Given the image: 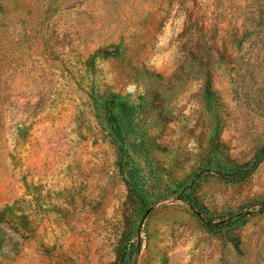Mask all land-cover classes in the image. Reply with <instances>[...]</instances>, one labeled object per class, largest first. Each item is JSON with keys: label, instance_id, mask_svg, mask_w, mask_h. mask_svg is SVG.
<instances>
[{"label": "rangeland", "instance_id": "rangeland-1", "mask_svg": "<svg viewBox=\"0 0 264 264\" xmlns=\"http://www.w3.org/2000/svg\"><path fill=\"white\" fill-rule=\"evenodd\" d=\"M263 145L264 0H0V264H264Z\"/></svg>", "mask_w": 264, "mask_h": 264}, {"label": "trees", "instance_id": "trees-1", "mask_svg": "<svg viewBox=\"0 0 264 264\" xmlns=\"http://www.w3.org/2000/svg\"><path fill=\"white\" fill-rule=\"evenodd\" d=\"M118 104L121 107L126 106V104L124 102H118ZM113 105H114V98H111L110 102L108 103V107H107L108 117H109L110 121L112 122V130H113V134L115 135V139L122 141L120 127L117 124L116 119L114 118V116L112 114V106ZM118 147H119V150L121 151V154H122V152H123L122 144L120 143L118 145ZM263 154H264V145H263V149L260 152L255 154L253 161H251L248 164L241 165L239 167L229 169V170L215 169V170H210V171H203V172L201 171L196 176H197V178H200V177L204 176L205 174L212 172L217 178L224 180L226 182H238V181L244 179L245 177H247L255 169L257 164L260 162ZM193 183L190 182V184L187 185V188H190L193 185ZM131 190L134 191L133 188ZM187 205L191 208L192 211L195 212V214L201 219V221L203 223H205L208 227H211V228H217L218 227L217 223L212 222V220L210 218L206 217L202 213V211L200 209H198L197 207H195L193 204L187 202ZM258 211L264 212V201L260 204ZM223 222L224 221H219V225H221ZM234 244H235V246H237L236 242ZM140 248H141L140 240H139V238H137L135 241H132V243L130 245V249H129L130 252L128 254L121 255L120 260H119V264H136V258H137L138 253L140 252Z\"/></svg>", "mask_w": 264, "mask_h": 264}]
</instances>
